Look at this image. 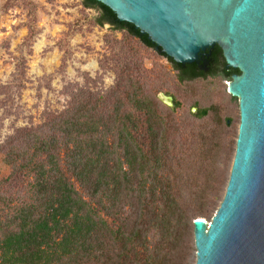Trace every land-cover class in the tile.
<instances>
[{"label":"trees","instance_id":"obj_1","mask_svg":"<svg viewBox=\"0 0 264 264\" xmlns=\"http://www.w3.org/2000/svg\"><path fill=\"white\" fill-rule=\"evenodd\" d=\"M82 4L97 12V25L156 48L101 2ZM168 59L181 81L200 76L195 65ZM125 87L72 99L0 145L10 168L0 179V264H191L200 215L193 208L215 210V191L184 193L192 179L168 169L175 157L161 138L164 125L153 121L154 97Z\"/></svg>","mask_w":264,"mask_h":264},{"label":"rangeland","instance_id":"obj_2","mask_svg":"<svg viewBox=\"0 0 264 264\" xmlns=\"http://www.w3.org/2000/svg\"><path fill=\"white\" fill-rule=\"evenodd\" d=\"M96 16L82 0H0V145L15 130L44 123L47 113L64 110L72 99L107 93L121 83L127 92L154 97L153 121L164 125L161 138L175 157L168 169L192 179L182 185L184 193L213 187L215 210L193 208L200 214L195 218L211 222L229 180L240 124L239 99L222 73L226 63L216 77L181 81L156 48L109 24L97 25ZM204 110L206 116L199 117ZM9 173L0 154V179Z\"/></svg>","mask_w":264,"mask_h":264},{"label":"water","instance_id":"obj_3","mask_svg":"<svg viewBox=\"0 0 264 264\" xmlns=\"http://www.w3.org/2000/svg\"><path fill=\"white\" fill-rule=\"evenodd\" d=\"M95 1L147 35L170 64H192L219 46L239 70L229 83L240 109L235 157L211 222L193 221L195 264H264V0Z\"/></svg>","mask_w":264,"mask_h":264},{"label":"flooded vegetation","instance_id":"obj_4","mask_svg":"<svg viewBox=\"0 0 264 264\" xmlns=\"http://www.w3.org/2000/svg\"><path fill=\"white\" fill-rule=\"evenodd\" d=\"M217 48H219L221 50V54L218 58L215 57V52L217 51ZM207 54H209V55H207ZM223 61H224V63H226L224 55H223V51L220 47L215 46L214 48L208 49L206 52L201 53L198 61H196L192 64H189V65H195L197 67L196 71L199 73L200 76L193 78L192 80H187V81H195L198 79L216 77L217 75H219V73H221V72H219V69L221 68V64ZM185 65H187V64H185ZM235 70H237V69L228 68L227 64H225V66L222 69V73L224 76H226L232 80L233 75L238 74L235 72ZM237 71H239V70H237ZM226 72H231V77H229ZM173 100L174 99L172 98V101Z\"/></svg>","mask_w":264,"mask_h":264},{"label":"bare ground","instance_id":"obj_5","mask_svg":"<svg viewBox=\"0 0 264 264\" xmlns=\"http://www.w3.org/2000/svg\"><path fill=\"white\" fill-rule=\"evenodd\" d=\"M203 221H205V220H203Z\"/></svg>","mask_w":264,"mask_h":264}]
</instances>
